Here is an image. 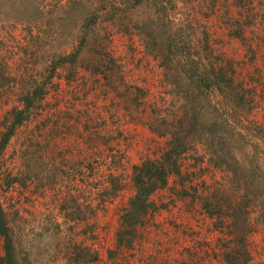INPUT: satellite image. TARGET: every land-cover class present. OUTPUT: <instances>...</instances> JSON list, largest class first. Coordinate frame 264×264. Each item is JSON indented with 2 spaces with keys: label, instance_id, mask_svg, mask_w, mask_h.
Segmentation results:
<instances>
[{
  "label": "rangeland",
  "instance_id": "374dc122",
  "mask_svg": "<svg viewBox=\"0 0 264 264\" xmlns=\"http://www.w3.org/2000/svg\"><path fill=\"white\" fill-rule=\"evenodd\" d=\"M152 1L166 7L164 12L176 23L177 31L183 21L191 20L188 25L196 31L189 42L192 53L205 45L202 38L207 31L212 50L208 58L220 63L222 54L233 61L237 83L248 89L245 94L248 93L251 112L245 109L242 114L237 109L236 113L231 112V118L239 131L242 125L241 132L248 138L236 137L240 150L247 152L240 156L243 164L251 162L248 169L253 174L261 208L254 213L256 224L250 230H233L230 217L237 214L225 202L221 209H214L215 216L204 210L209 189L216 186L221 191L229 178L225 170L208 163L204 148L196 144L189 131L187 138L195 144L187 145L190 149L179 158L182 177L172 175L169 185L151 196L154 204L142 223L133 229L123 224L122 216L134 195L133 166L149 158H160L167 149L164 131L171 130L170 125L166 126L171 122L161 119L171 121L176 98L165 86L173 89L174 85L178 98L181 87L177 83H185L178 77L164 76L160 63L165 49L156 57L144 51L139 36L114 33L107 37V48H98L102 58L96 56L98 53H85L81 68L69 80L64 79L67 71L60 72L54 88L31 118L17 128L1 155L0 198L16 235L22 264H230L226 256L232 260L238 255L237 264H264V229L254 220L264 216L259 214L264 212V137H259L257 128L264 127V0H250L253 15L239 11L242 1L235 3L237 0ZM94 3L95 7L99 5L91 0V8ZM149 7L144 2L136 11L131 10L142 18L151 11ZM159 13L162 15V10ZM228 16L247 20L244 40L229 33L236 26L224 25ZM99 32L102 36L107 34L104 29ZM28 36L21 24L5 23L0 30V55L9 61L0 84L5 85L0 88V133L4 121H12L9 111L15 107L23 109L22 96L33 89L49 58L43 37V49L31 48L34 61L30 53L27 59ZM156 39L161 42L164 34L159 33ZM195 42L198 45L194 46ZM110 56L121 64L116 68L112 63L117 71L115 77L113 72L107 76L93 72L98 59L109 63ZM163 79L170 80L166 83ZM128 93L131 96L124 100ZM135 94L140 99L136 106L130 102ZM205 94L206 104L210 105L209 92ZM197 102L201 105L202 98ZM222 111L221 106L215 108L217 113ZM207 129L215 137V146H224L218 139L222 132L213 131L211 126ZM247 142L249 145L245 146ZM48 170L49 174L54 173L50 185L44 179ZM14 176L19 177L18 181L8 186L5 181ZM115 187L119 189L115 191ZM250 209L243 208L238 213L245 218V213L252 214L253 208ZM121 228L130 233L124 237L125 244L118 247ZM233 246L236 247L232 250ZM3 254L0 239V258Z\"/></svg>",
  "mask_w": 264,
  "mask_h": 264
},
{
  "label": "trees",
  "instance_id": "16d2710c",
  "mask_svg": "<svg viewBox=\"0 0 264 264\" xmlns=\"http://www.w3.org/2000/svg\"><path fill=\"white\" fill-rule=\"evenodd\" d=\"M93 1H97L99 5L95 7L94 3V7L91 8V5H89L91 0H0V30L5 28V23L25 25L27 33L29 32L27 49L30 52H26L27 59L29 58L28 53H30L34 61V51L32 50L43 49V37L47 45V54L49 55L42 67L40 79L35 81L31 91L29 90L22 96L24 101L23 109L12 108L9 111L12 121H4L0 133V160L17 128L31 118L40 102L54 88L55 79L60 76L61 71L68 72L64 79L69 80L75 74L77 68H81L82 64L80 65V62L85 53L93 54L91 52H94L95 55L98 53L99 56H96L102 58V52L98 48L105 46L107 48V37L111 34L137 35L144 44L146 53L158 57L161 51L165 49L166 55L164 54L160 63L164 76L178 77L185 85L177 83V86L181 87L178 98L176 97L174 85H172L173 89L171 85L165 86L166 90L169 93L171 92L170 95L176 98L173 100V105L176 108L170 114L171 121H168L165 117L161 119L162 122H171L166 125H170L171 130L168 132L164 131L168 141L167 149L162 152L160 158H149L133 166L131 179L134 195L129 200V206L122 216L123 224H127L133 229L137 223H142L153 207L154 203L150 200L151 196L158 190L165 189L169 185V179L172 175L176 174L177 177H182L179 158L190 149V146L187 147V145L195 144L191 139L187 138L189 135L186 133L189 131L196 144L204 148L208 156V163L220 170H225L229 178L221 191L216 190V186L214 189H209L206 202L203 203L204 210L209 216H215L214 209L218 207V210L221 209L222 203L225 202L228 208L234 214H237L230 217L231 224L234 227L233 230H250L256 224L253 222L254 213L261 208L257 204L258 196L255 190L253 174L248 169L251 166V162L247 161V163L243 164L240 156H246L247 152L240 150L238 139H236V137L244 138L245 140L248 138L242 133V125H240L241 132L236 126L237 123L231 118V112L236 113L237 109H240L242 114H245V109L250 111L249 102L246 100L248 93L247 95L245 94L248 89L244 85L237 83L233 61L230 62L222 54L220 63H217L219 61L215 58H208V52L212 55V50L207 43L209 42L207 31H205L202 38L205 41V45L201 50L192 53L189 42H192L191 35H194L196 31L191 29L192 25H188L191 20L183 21L178 31L175 30L176 23H173L167 13L164 12L166 7L161 4L159 6L158 2L153 3L151 0ZM240 1H242V5H240L239 11L243 9V11L250 12L253 15L252 9H249L252 4L251 1L237 0L235 3H240ZM144 2L150 5L151 11L146 13L145 17L138 18L131 9L135 8L133 10L136 11ZM154 6L156 7L153 9ZM224 8L229 14V7L225 6ZM152 9L155 11L152 12ZM161 10L162 15L159 13ZM128 11L131 12L133 17L130 16ZM138 19L139 21H137ZM223 23L230 26L234 24L236 26L235 29L229 33L236 38L244 40L243 30L248 24L247 20L243 22L228 16ZM99 29H104L107 34L102 36ZM159 33L164 34V39H161V42L156 39ZM91 35L94 36L93 40ZM2 45L4 46V44ZM195 45H198V42H195ZM90 47H92L91 51L88 50ZM186 48H190L189 51H186ZM109 58L111 59L109 63L101 62L100 60L102 59H98L97 66H93L94 69L92 68L93 72L96 74L104 73L105 75L113 72L111 75L115 77L116 68L121 66V64L117 59L111 56ZM112 63L116 66L115 69ZM7 64H9V61H7L6 57L0 55V84L4 82V70L5 67H8ZM163 80L167 83L170 79ZM110 83L113 85L114 80L110 81ZM4 86L0 85V88ZM182 90L184 93H182ZM206 91L209 92L208 98L210 100L208 102L210 105L206 104ZM129 96H131V93L126 94L124 100L129 98ZM200 97L202 98L201 105L197 102L200 101ZM139 100V96L135 94L130 102L131 104L135 103L136 106ZM203 103L207 106L212 105V107H205ZM220 106L223 110L221 114L215 112V108H220ZM248 115L243 119L248 118ZM208 126H211L213 131L220 130L222 132L218 139H220L219 143L224 146L219 148L217 147L218 144L215 146V137L211 134L210 129H207ZM257 128L260 134L259 137H261V134L264 137V127L261 128L257 125ZM248 145L249 142L245 144V146ZM241 163L244 167H241ZM2 171L0 164V179H3L1 176ZM49 173L50 170L44 177L47 182L46 185L52 184L51 178L54 173ZM18 179V176H14L13 179L9 177L8 181L5 182L10 186L16 184ZM114 189L117 191L119 187ZM231 191H233L232 194H229ZM238 197L242 198V203V200L237 201ZM231 199L236 200L237 204L236 202L232 203ZM243 208L248 210L253 208L252 214L249 211L251 215L245 213V218L241 217L238 212L242 211ZM263 213L262 211L259 214ZM254 220L264 229V216H257ZM10 222L9 214L6 213L0 198V239L3 240L4 252L0 258V264H22L17 254L16 235ZM233 230L232 234L235 236ZM129 233V231H124L122 228L119 230L118 247L125 244L124 237ZM235 247L233 246L231 249L233 250ZM239 251L240 246L236 248L235 252L238 253ZM109 255L113 256L111 253ZM94 259H97V255H94ZM226 259L230 264H232L231 261H234L233 264H237V260H240V255L234 256L232 260H230V256H226ZM242 264L247 263L243 262Z\"/></svg>",
  "mask_w": 264,
  "mask_h": 264
}]
</instances>
